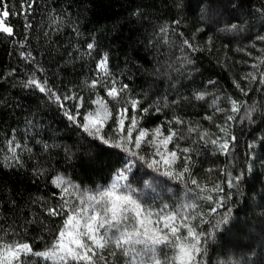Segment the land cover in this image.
I'll return each instance as SVG.
<instances>
[{
	"label": "trees",
	"instance_id": "obj_1",
	"mask_svg": "<svg viewBox=\"0 0 264 264\" xmlns=\"http://www.w3.org/2000/svg\"><path fill=\"white\" fill-rule=\"evenodd\" d=\"M8 2L20 11L21 0ZM262 8L264 0H36L27 17L32 25L27 32L24 15H10L7 22L15 38L0 34V230H7L6 239L22 238L34 245V251L44 250L63 220L47 214L48 208L60 204L50 179L60 174L82 188L95 189L110 184L125 159H131L84 133L43 93L23 86L35 73L60 93L73 90L83 95L81 113L92 110L95 106L88 101L94 94L85 81L96 74L97 61L107 53L110 70L143 99L141 107L160 108L143 115L141 126L153 129L180 117L184 124L172 127L184 137L180 146L192 149L193 174L209 187L220 183L223 192L212 193L214 198L231 196L225 208L209 217L211 223L203 225L212 231L216 220L231 209L228 223L208 241L204 264H264V85L242 79L256 71L251 66L264 56V42L255 39L264 35ZM162 27L168 28L166 35ZM184 39L199 50L188 49ZM91 42L96 48L89 55ZM22 51L31 52L34 59L21 57ZM99 92L105 95L103 89ZM199 93L206 94L204 100L196 99ZM214 97L224 109L230 108L229 97L254 107L250 119L241 108L231 124L236 143L230 156L187 131L193 127L222 135L216 125H223L228 113L215 111ZM109 107L117 105L110 102ZM209 116L211 120L205 118ZM112 127L110 120L104 132L112 135ZM13 138L31 151L17 149L22 166L5 167L7 142ZM142 151L147 157L152 149L145 145ZM133 173L153 180L169 202L184 197V184L141 162ZM228 174L241 177L235 187H228ZM134 186L143 188V182ZM201 203L205 210L210 206Z\"/></svg>",
	"mask_w": 264,
	"mask_h": 264
},
{
	"label": "snow or ice",
	"instance_id": "obj_2",
	"mask_svg": "<svg viewBox=\"0 0 264 264\" xmlns=\"http://www.w3.org/2000/svg\"><path fill=\"white\" fill-rule=\"evenodd\" d=\"M35 3L36 0H21L20 11L17 12L10 7L8 0H0V34L15 38L7 18L21 14L24 15L27 32L32 27L27 17L31 15ZM260 11L264 13V8ZM53 23L57 24L56 18ZM175 23L179 24V21ZM231 27L234 29L236 25ZM160 31L166 35L168 28L162 27ZM255 39L264 42V35H257ZM183 44L193 52L199 50L188 39H184ZM19 46L24 48V42L21 41ZM95 48L94 42L88 43V54L91 55ZM261 52L264 53V49ZM20 55L29 62L34 59L31 52L22 51ZM186 62L192 63L191 60ZM261 65H264V56L258 64L251 66L256 71L246 73L242 79L264 85ZM85 85L94 94V98L90 96L88 102L95 107L81 113V108L85 107V97L79 92L69 90L60 93L35 73L23 82L25 88L34 87L56 103L64 116L88 136L110 148L119 149L131 159H125L124 166L116 171L110 184L95 189L82 188L60 174L53 176L50 183L58 190L60 204L48 208L47 214L63 217L53 240L44 250L34 251V245L30 242L22 238L6 239L9 233L0 230L3 233L0 234V264H204L208 241L215 238V232L219 231L221 225L228 223L231 209L216 220L212 231L204 230L203 225L211 223L209 217L225 208L226 200L231 196L218 195L214 198L212 193L223 192L220 183H212L209 187L193 174L195 162L192 149L180 146L179 141L184 137L178 127H172L173 124L182 125L184 121L175 117L153 129L142 127L140 122L143 115L150 110L159 112L160 108L152 104L141 107L143 99L134 96L130 86L110 70L107 53L99 58L96 74L85 81ZM236 87L245 96L248 95V91L239 83ZM99 89L104 90V96L100 95ZM205 95L199 93L196 99L204 100ZM218 99L214 97L212 100L215 111L228 113L225 123L216 125L222 135L193 127H188L187 131L189 134L197 133L199 140L206 145L211 144L221 154L230 156L236 143L231 124L236 121L241 108L245 109V117L250 119L254 107L229 97L230 108L224 109L219 107ZM110 102H115L117 107L111 109ZM164 106H167L166 101ZM205 118L212 119L210 116ZM110 120L113 121L112 135L104 132ZM145 145L152 149L147 157L142 151ZM169 145L172 147L169 148ZM44 147L47 149L49 145L45 144ZM17 149L31 151L26 145L22 148L14 138L9 140L7 152L10 155L4 156L5 167L22 166L21 154ZM137 162L158 175L184 184V197L169 202L164 193L153 186V180H143L133 173ZM207 171L212 172V169ZM240 179V176L233 178L228 174V187H235ZM141 181L143 188L134 186ZM149 190L155 195H150ZM201 202L210 205L207 210Z\"/></svg>",
	"mask_w": 264,
	"mask_h": 264
},
{
	"label": "rangeland",
	"instance_id": "obj_3",
	"mask_svg": "<svg viewBox=\"0 0 264 264\" xmlns=\"http://www.w3.org/2000/svg\"><path fill=\"white\" fill-rule=\"evenodd\" d=\"M215 20V19H214ZM169 148H171V145H169ZM115 178V175H114V177H113V179Z\"/></svg>",
	"mask_w": 264,
	"mask_h": 264
}]
</instances>
